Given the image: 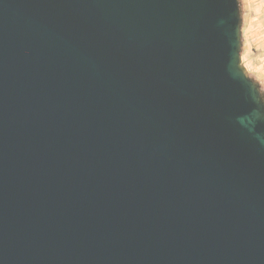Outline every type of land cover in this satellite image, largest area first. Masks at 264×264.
<instances>
[{
	"label": "water",
	"instance_id": "obj_1",
	"mask_svg": "<svg viewBox=\"0 0 264 264\" xmlns=\"http://www.w3.org/2000/svg\"><path fill=\"white\" fill-rule=\"evenodd\" d=\"M238 0H0V264H264V100Z\"/></svg>",
	"mask_w": 264,
	"mask_h": 264
},
{
	"label": "rangeland",
	"instance_id": "obj_2",
	"mask_svg": "<svg viewBox=\"0 0 264 264\" xmlns=\"http://www.w3.org/2000/svg\"><path fill=\"white\" fill-rule=\"evenodd\" d=\"M242 17V63L259 83L264 100V0H238Z\"/></svg>",
	"mask_w": 264,
	"mask_h": 264
}]
</instances>
